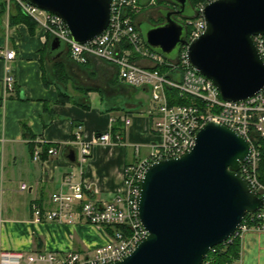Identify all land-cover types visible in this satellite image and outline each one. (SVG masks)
<instances>
[{"label":"crops","instance_id":"obj_1","mask_svg":"<svg viewBox=\"0 0 264 264\" xmlns=\"http://www.w3.org/2000/svg\"><path fill=\"white\" fill-rule=\"evenodd\" d=\"M9 20L8 12L0 18V81L5 75L3 52L15 49L16 57L9 63L16 75V89L0 103V251L46 250L60 256L67 251L92 252L109 240L106 228L83 218L37 222L31 204L51 209V194L67 177L82 181L100 199L110 200L122 189L125 165L149 151L146 147L145 153L142 149L138 153L135 145L138 139L149 143L153 137L150 115L140 110L145 107L140 91L150 92L124 83L108 62L93 57L88 63H78L63 44L52 50L53 37L41 25L30 33L27 24L12 25ZM137 61L152 64L144 58L137 57ZM56 68L61 81L53 79ZM60 91L70 98L62 97ZM123 112L133 117L123 141L95 143L90 157L80 163L74 137L77 127L91 141L98 133L110 131L113 119ZM48 144L59 147L60 153L47 152L43 158ZM36 149L41 150L38 159L34 158ZM71 151L75 160L69 158ZM232 264H264V231L252 228L245 233L240 255Z\"/></svg>","mask_w":264,"mask_h":264},{"label":"built area","instance_id":"obj_2","mask_svg":"<svg viewBox=\"0 0 264 264\" xmlns=\"http://www.w3.org/2000/svg\"><path fill=\"white\" fill-rule=\"evenodd\" d=\"M212 1L215 0H200L195 6L193 16L185 19L188 29L186 43L180 47L178 59L171 60L151 49L136 26L137 20L134 16L139 15L143 7L155 4L156 0H112L108 27L84 43L73 40L67 24L59 15L25 0H7L8 11L11 3L16 2L46 32L60 39L76 62L88 63L95 57L112 64L124 83L147 88L155 106L149 110L153 131V137L146 145L149 151L147 155L125 165L123 187L113 193L110 200L92 195L82 181L67 177L62 187L51 194V209H44L37 202L31 204L33 219L37 222H73L83 218L91 225L114 227V232H109V240L92 252L67 251L63 256L46 250H1L0 264H111L129 256L149 234L140 217V195L146 169L154 162L181 157L191 151L198 131L209 121H216L234 129L249 142L250 154L245 162H241L239 172L252 191L264 198V184L258 175L261 142L257 141L260 139L264 143V87L248 98L226 100L221 96L215 82L194 69L188 60L190 44L207 28L205 8ZM252 38L264 61V34ZM3 55L6 65L5 75L1 80V101L4 102L16 89V75L9 63L15 59L16 50L8 49ZM137 57L148 59L152 64L143 65L137 61ZM161 65L168 66L175 72L174 75L170 77L168 72L161 73L156 68ZM168 86L177 89L182 97H192L194 102L171 105L166 91ZM118 119L125 129L133 123L130 113H122ZM118 119H113L114 123ZM74 136L75 143L79 146L80 163L90 157L95 143L122 142L124 139L122 133H114L111 129L98 133L91 141H86L80 126ZM141 147L136 144V152L139 153ZM48 153L58 155L60 149L52 146ZM40 154L41 150L36 149L34 158L38 159ZM252 228L264 231V201L257 211L245 215L235 233L224 244L232 242L236 237L242 240L245 233ZM211 250L214 253L216 248ZM201 264L218 263L212 254H207Z\"/></svg>","mask_w":264,"mask_h":264},{"label":"water","instance_id":"obj_3","mask_svg":"<svg viewBox=\"0 0 264 264\" xmlns=\"http://www.w3.org/2000/svg\"><path fill=\"white\" fill-rule=\"evenodd\" d=\"M59 15L71 37L84 43L109 25L112 0H26ZM162 9L164 22L143 36L153 50L171 57L186 43L185 25L173 14L189 0ZM207 28L188 48L194 69L211 78L226 100H242L264 87V61L253 36L264 34V0H215L206 5ZM62 42L53 37L52 50ZM250 144L234 129L209 121L191 151L148 166L142 182L140 217L148 236L124 259L111 264H201L208 252L227 241L247 213L257 211L255 194L239 173ZM75 160V152L69 154Z\"/></svg>","mask_w":264,"mask_h":264},{"label":"trees","instance_id":"obj_4","mask_svg":"<svg viewBox=\"0 0 264 264\" xmlns=\"http://www.w3.org/2000/svg\"><path fill=\"white\" fill-rule=\"evenodd\" d=\"M162 1H164V0H162ZM166 1L167 2L169 1L170 3H174L173 0H166ZM199 1L200 0H189L190 5L193 8V10L195 9V6H196V4ZM6 12H7V0H0V18ZM193 14H188L187 16H185V18L183 19L182 22L185 24V19L191 18L193 16ZM137 17H138V15L134 16V18L136 20H137ZM9 19H10L9 20L10 21V24H12V25L13 24L20 23V22H23V23L27 24L28 27H29L30 33H34L35 30L37 29V27L39 26V24L37 23V21H35L29 15H26L22 11L21 7L16 2L12 3V5L10 7V10H9ZM164 20H165V17L163 18V21ZM162 22H159L158 24H160ZM136 26H137V24H136ZM185 29H186V33H187L188 32V29H187L186 26H185ZM67 52H68V50H67ZM178 54H179V52H178ZM178 54H177L176 57H169L167 55H164V56L167 59L176 60V59H178ZM60 66L63 67V65H60ZM156 68H158L161 73L168 72V74H169L170 77H172L174 75V73H175L173 70H171L166 65L157 66ZM59 73H60L59 70H57V68H56L54 70V76H55L53 78L54 80L61 81L59 79V76H57V75H59ZM67 77H68L67 76V73L63 72L62 78L63 79H66ZM1 89H2V86H1V81H0V103L3 102V101H1L2 98H3L2 97V94H1ZM166 91H167L169 103L171 105H173V104H189V103L194 102V99L192 97H190V96H184V97L180 96L178 90L175 89V88H173V87L168 86L166 88ZM60 94H61L62 97L70 98V95H68V93H66L64 91H60ZM66 101L65 100H62V99L60 100V102H63V103H65ZM112 131L114 133L115 132H119V133L124 134V126H123V123L122 122H115L112 125ZM257 141L258 142H261V158H260V162H259V166H258V175H259L260 181L264 184V143L260 139H257ZM29 145H30V147L32 149L33 148V144L30 143ZM49 147H50L49 144L45 146V149L43 151V156H42L43 158H45L47 156L46 154L48 152V148ZM107 228H108V231L110 233H113L114 232V229H115L114 227H107ZM214 248H216V251L213 253L212 252L213 250H210L209 253H208V256L210 254H212L214 256L215 260H216V263H218V264H225V263L232 264L234 262V260H236L239 257V255H240L241 240L238 237H236V238L233 239L232 242H230L228 244H218Z\"/></svg>","mask_w":264,"mask_h":264},{"label":"rangeland","instance_id":"obj_5","mask_svg":"<svg viewBox=\"0 0 264 264\" xmlns=\"http://www.w3.org/2000/svg\"><path fill=\"white\" fill-rule=\"evenodd\" d=\"M143 1L148 2L149 0H143ZM167 3L168 2L166 0H164V1L156 0L155 4H151V5H147V6L143 7L142 11L140 12L139 16L137 17V23L139 26V31L142 35H144L145 32L150 27H152V26L158 24L159 22L163 21L164 15H163L162 9L165 10L167 8ZM186 13L187 14H193L194 13V10L190 4L187 5ZM177 54H178V49L175 50L171 54V57H176ZM93 80H95V79H93ZM140 92L143 93L140 97L142 98V101H143L142 103L145 105V107L143 106L140 110L144 111L146 114H149V110H152V107L155 106V103L152 102L150 94L144 93L142 91H140ZM109 94H110V92H109ZM109 97H113V96H109ZM147 143H148V141L146 139H138L136 141V144H141V146H142L141 147L142 154L147 151L146 145H145ZM131 150H133L132 147H131Z\"/></svg>","mask_w":264,"mask_h":264},{"label":"flooded vegetation","instance_id":"obj_6","mask_svg":"<svg viewBox=\"0 0 264 264\" xmlns=\"http://www.w3.org/2000/svg\"><path fill=\"white\" fill-rule=\"evenodd\" d=\"M179 9V5H177L176 3H167V11H175ZM188 14L186 12L182 13V14H173L174 17H176L178 20L182 21L183 18L185 16H187Z\"/></svg>","mask_w":264,"mask_h":264}]
</instances>
